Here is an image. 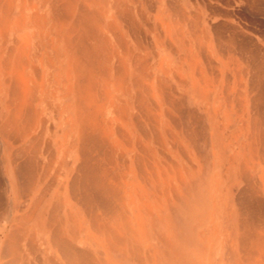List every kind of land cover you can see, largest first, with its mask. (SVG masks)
Listing matches in <instances>:
<instances>
[{
  "label": "bare ground",
  "instance_id": "6f19581e",
  "mask_svg": "<svg viewBox=\"0 0 264 264\" xmlns=\"http://www.w3.org/2000/svg\"><path fill=\"white\" fill-rule=\"evenodd\" d=\"M219 1L0 0V264H264V0Z\"/></svg>",
  "mask_w": 264,
  "mask_h": 264
},
{
  "label": "rangeland",
  "instance_id": "374dc122",
  "mask_svg": "<svg viewBox=\"0 0 264 264\" xmlns=\"http://www.w3.org/2000/svg\"><path fill=\"white\" fill-rule=\"evenodd\" d=\"M211 1H212L213 4H219L220 3L219 0H211ZM232 1H234V0H232ZM235 1H237V2L234 5H236L237 8L243 9L242 12H244L243 13V16L245 17V21L248 22L249 19H252L251 17H249V15H250L249 13H251V12H249L248 5L245 3V1H242V0H235ZM244 8H246V10ZM260 13L261 14H258V17L257 18L255 17L256 18V22H258V20H263L264 21V14H263L264 12L261 11ZM247 18H249V19H247ZM260 43L261 44H264V41L263 40H260Z\"/></svg>",
  "mask_w": 264,
  "mask_h": 264
}]
</instances>
